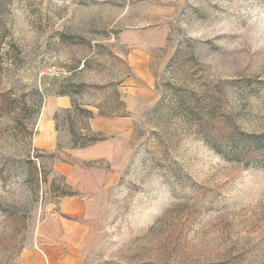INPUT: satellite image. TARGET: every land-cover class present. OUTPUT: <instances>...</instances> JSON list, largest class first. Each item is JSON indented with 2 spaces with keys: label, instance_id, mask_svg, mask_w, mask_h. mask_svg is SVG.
<instances>
[{
  "label": "rangeland",
  "instance_id": "obj_1",
  "mask_svg": "<svg viewBox=\"0 0 264 264\" xmlns=\"http://www.w3.org/2000/svg\"><path fill=\"white\" fill-rule=\"evenodd\" d=\"M94 113L132 118L130 157L100 248L53 263L47 230L77 193L62 164L103 138ZM223 113L264 139V0H0V264H264V151L212 147L202 121Z\"/></svg>",
  "mask_w": 264,
  "mask_h": 264
},
{
  "label": "crops",
  "instance_id": "obj_2",
  "mask_svg": "<svg viewBox=\"0 0 264 264\" xmlns=\"http://www.w3.org/2000/svg\"><path fill=\"white\" fill-rule=\"evenodd\" d=\"M135 101L124 98L125 110L131 109ZM71 100L61 96L53 112L69 108ZM92 131L103 138L93 142L87 149H76L78 162L73 166L63 163V169L77 193L64 197L52 228L47 230L46 257L53 260L59 251H91L100 248L101 234L109 207L108 190L116 184L120 170L129 157L128 129L132 118L127 115L107 118L96 113L89 119ZM57 119L44 114L38 146L45 150L58 147ZM61 261L68 255L60 253ZM49 259V258H48Z\"/></svg>",
  "mask_w": 264,
  "mask_h": 264
},
{
  "label": "trees",
  "instance_id": "obj_3",
  "mask_svg": "<svg viewBox=\"0 0 264 264\" xmlns=\"http://www.w3.org/2000/svg\"><path fill=\"white\" fill-rule=\"evenodd\" d=\"M202 134L212 147L232 161L245 164L256 163L257 156L264 151L263 137L241 130L230 113H223L216 119L202 121ZM259 166L264 167V165ZM148 264L161 263L151 261Z\"/></svg>",
  "mask_w": 264,
  "mask_h": 264
}]
</instances>
